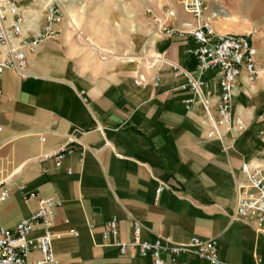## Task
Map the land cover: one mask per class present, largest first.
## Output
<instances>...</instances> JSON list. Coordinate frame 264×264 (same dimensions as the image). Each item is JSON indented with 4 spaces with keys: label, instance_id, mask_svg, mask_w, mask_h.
Returning <instances> with one entry per match:
<instances>
[{
    "label": "crops",
    "instance_id": "1",
    "mask_svg": "<svg viewBox=\"0 0 264 264\" xmlns=\"http://www.w3.org/2000/svg\"><path fill=\"white\" fill-rule=\"evenodd\" d=\"M203 1V20L217 34L248 35L256 48L260 75L251 82L243 69L233 90V114L246 128L224 127L222 139L209 138V113L200 102H187L198 96L181 89L185 76L166 61L152 65L166 52L169 62L185 70L197 67L187 53L196 45L193 37L162 28L191 30L200 24L180 0H153L152 12L145 11L148 0L109 3L106 21L117 26L119 16L130 18L122 27L126 49L118 53L115 41L98 42L85 33L74 12L77 26L65 16L55 38L29 54L26 77L6 70L1 81L0 159L12 175L11 197L0 209L3 226L14 228L38 209V198L24 197L21 186H26L61 202L53 227L59 264H152L138 248L121 256L116 246L133 240L134 220L149 242L166 236L176 243L193 236L217 239L226 264H264V232L255 229L253 216H234L237 182L246 179L242 164L264 168V0ZM37 19L41 28L43 12ZM156 78L158 86L152 84ZM204 79L216 117L218 77L209 71ZM72 132L77 143L59 165L33 159L63 147ZM161 184L166 187L156 201ZM114 217L118 233L104 238ZM42 233L37 225L31 237ZM161 256L165 264H199L189 251ZM39 258L38 251L30 255Z\"/></svg>",
    "mask_w": 264,
    "mask_h": 264
},
{
    "label": "built area",
    "instance_id": "2",
    "mask_svg": "<svg viewBox=\"0 0 264 264\" xmlns=\"http://www.w3.org/2000/svg\"><path fill=\"white\" fill-rule=\"evenodd\" d=\"M163 2L167 0H162ZM185 11L191 13L200 24L191 30L170 29L162 26L167 34L177 33L180 36H191L195 46L188 48L187 53L197 60L194 72L185 70L181 66L173 64L166 59V52L156 57V62H167L176 74H183L185 82L181 89L190 90L198 99H189L187 102H200L209 113L211 129L209 138L222 139L223 128L237 127L243 131L246 127L240 117L235 116L233 107V90L237 79L243 69H246L251 82L255 81L261 73L255 64L254 56L256 48L250 37L245 34H217L211 25L203 20L207 6L203 0H180ZM152 12L151 9L148 10ZM168 14L174 15V10L168 8ZM65 18V12L61 4L52 2L46 4L43 9V25H36V17L26 15L22 0H0V99L2 97V78L6 70H13L26 77L29 67V54L35 53L38 47L46 40L55 38L58 31L56 25ZM215 71L218 77L219 99L216 104L217 116L210 111L209 97L211 90H206L205 74ZM143 84L141 81H136ZM159 85V78L152 83ZM38 140L45 143V134L38 135ZM77 143L74 132L67 135L63 147L55 150H44L42 154L35 156L36 161L54 160L59 165L62 160L73 152V146ZM241 171L246 176L245 180L237 182V205L235 217L253 216L255 229L264 232V168L249 163L241 166ZM71 173V170H69ZM12 175L5 173L0 159V209L11 197L10 185ZM166 185L161 184L156 190V201ZM25 198H38V209L30 216L23 218L14 228H6L0 223V264H59L60 260L53 250V227L55 225V207L61 202L51 198L39 197L36 192L26 191V186H21ZM41 226L43 233L32 238V232L36 226ZM143 226L138 220L133 222L134 238L129 242H116L120 255L126 256L132 248H138L142 257H150L152 264H165L161 254L168 252L174 257L183 252H193L199 259V264H226L218 254V240H205L197 236L191 237L187 242L176 243L170 236L159 237L155 242H149L142 238ZM70 233L78 235L75 229ZM118 233V220L116 217L107 223V229L103 237ZM38 251L40 258L30 260V255ZM125 264V263H122Z\"/></svg>",
    "mask_w": 264,
    "mask_h": 264
},
{
    "label": "rangeland",
    "instance_id": "3",
    "mask_svg": "<svg viewBox=\"0 0 264 264\" xmlns=\"http://www.w3.org/2000/svg\"><path fill=\"white\" fill-rule=\"evenodd\" d=\"M137 1L144 4V0ZM148 1L150 3L153 0ZM52 2H57L62 5L65 16H68L75 26L79 24V18L81 28L96 41L107 44L115 41L116 49L114 51L116 53L126 49L127 39L125 38V32L122 30V27L127 28L130 19L129 15L124 14L119 16L117 20L118 25L114 26V21H106L103 10L109 3L114 5L120 2L122 6H126L128 0H22L24 9L32 12V16L36 17V19L42 15L45 5ZM149 3L147 5L144 4L145 11L152 8V4ZM74 12L78 14V18Z\"/></svg>",
    "mask_w": 264,
    "mask_h": 264
},
{
    "label": "bare ground",
    "instance_id": "4",
    "mask_svg": "<svg viewBox=\"0 0 264 264\" xmlns=\"http://www.w3.org/2000/svg\"><path fill=\"white\" fill-rule=\"evenodd\" d=\"M25 12H26V15H27V16L32 17V15H33L32 12L27 11V10H25ZM37 22H38V21H36L35 23H36V25L38 26V23H37Z\"/></svg>",
    "mask_w": 264,
    "mask_h": 264
}]
</instances>
